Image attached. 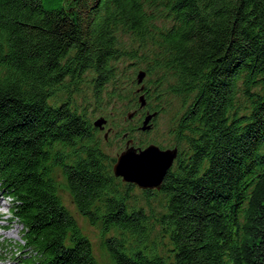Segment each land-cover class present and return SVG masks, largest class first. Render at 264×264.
Instances as JSON below:
<instances>
[{"label":"trees","instance_id":"trees-1","mask_svg":"<svg viewBox=\"0 0 264 264\" xmlns=\"http://www.w3.org/2000/svg\"><path fill=\"white\" fill-rule=\"evenodd\" d=\"M122 59L145 71L147 109L163 113L170 97L183 109L169 131L180 153L142 203L75 101L89 91L137 113ZM141 120L116 138L137 141ZM60 188L111 264H264V0H0V192L22 241L13 264H99Z\"/></svg>","mask_w":264,"mask_h":264},{"label":"rangeland","instance_id":"rangeland-1","mask_svg":"<svg viewBox=\"0 0 264 264\" xmlns=\"http://www.w3.org/2000/svg\"><path fill=\"white\" fill-rule=\"evenodd\" d=\"M127 44L126 40V45ZM130 63L131 62L126 61V59L119 61V67L121 73H123V76L121 77L123 83H126L128 77L136 79L137 73L140 70H143L140 65L129 66ZM147 80L148 78H145L142 83L144 87L148 85ZM138 88L139 86L135 83L134 89L137 90ZM85 92L86 93H82L79 97H76L75 101L81 108L86 109L87 116L91 123L99 117H104L107 120L105 129L104 131H100L99 137L102 139L107 132V129H112V132L106 138L107 142L102 143V149L110 157H114L116 160L118 154H120L125 148V142H123L125 139L121 141L120 138H116L115 136L117 128L121 129L122 127H126L127 124L126 115H123V112H125L124 104L115 99L110 101L106 99L101 106H98L91 98L90 92ZM134 110L137 111L136 108H134L130 110V112H133ZM141 111L142 110H138L139 113H136L135 120L142 119L143 112ZM182 111L181 102L176 98L170 97L168 104L165 105L163 113H158L156 116L152 129L147 133L135 132V139L137 141H146L144 144L146 146L154 144L161 149L169 148L171 145H174V138L169 134V131L173 126V122ZM109 116H111V118H109ZM135 120L130 121L132 125H134L133 123ZM137 141L133 142L135 147ZM58 181H61V178H59ZM133 187L132 197L142 203V190L138 189L136 186ZM151 192L154 194L155 190H152ZM58 193L62 204L76 220L81 234L91 243L92 252L97 262L99 264H111L107 254L101 248V237L98 228L89 225L87 219L76 211L71 197L63 188H60ZM160 198L161 197L152 196V198H150V205L158 208L161 202ZM9 201L10 200L0 192V264H13L11 256L18 253L20 248L19 244H22L20 239L21 226L17 221L11 219V206Z\"/></svg>","mask_w":264,"mask_h":264},{"label":"water","instance_id":"water-1","mask_svg":"<svg viewBox=\"0 0 264 264\" xmlns=\"http://www.w3.org/2000/svg\"><path fill=\"white\" fill-rule=\"evenodd\" d=\"M146 73L140 70L136 75L139 109L146 107V98L143 94L144 86L142 85ZM136 111L129 112L126 119L131 121ZM158 115L157 112H146L139 131L149 132L152 129V120ZM107 120L99 117L93 122V126L103 130ZM127 134L123 135L126 138ZM107 137V132L104 134ZM178 154L177 148L161 149L154 144H149L144 148H136L132 139L125 141L124 150L118 154L112 165V173L122 182L136 186L140 190H160L164 177L173 166V162Z\"/></svg>","mask_w":264,"mask_h":264},{"label":"flooded vegetation","instance_id":"flooded-vegetation-1","mask_svg":"<svg viewBox=\"0 0 264 264\" xmlns=\"http://www.w3.org/2000/svg\"><path fill=\"white\" fill-rule=\"evenodd\" d=\"M144 94V93H143ZM138 95H139V93H138ZM145 96V95H144ZM146 105H147V102H146ZM140 110V109H139ZM142 111L141 112H143V116H142V120H143V118H144V116H145V114H146V112H153V111H151V110H149V109H147L146 107L145 108H143V109H141ZM138 114V113H137ZM142 120H141V122H142ZM156 119H153L152 120V126L154 125V121H155ZM107 124V123H106ZM140 125H141V123H140ZM139 125V126H140ZM106 126V125H105ZM105 126H104V129H105ZM139 128V127H138ZM104 129L103 130H100L99 129V131H104ZM139 130V129H138ZM112 132V129H107V137H108V135H110V133ZM141 132V131H140ZM144 133H146V132H144ZM106 137V138H107ZM105 138V139H106ZM123 139H125V141L126 140H128L127 139V135H126V138H123ZM132 142H133V140H132ZM169 148H177L178 149V154H177V156L179 155V153H180V148L177 146V144H175V142H174V145H171ZM177 158V157H176ZM176 162V159L174 160V162H173V165H174V163Z\"/></svg>","mask_w":264,"mask_h":264},{"label":"bare ground","instance_id":"bare-ground-1","mask_svg":"<svg viewBox=\"0 0 264 264\" xmlns=\"http://www.w3.org/2000/svg\"><path fill=\"white\" fill-rule=\"evenodd\" d=\"M1 205V204H0ZM11 236V235H10Z\"/></svg>","mask_w":264,"mask_h":264}]
</instances>
